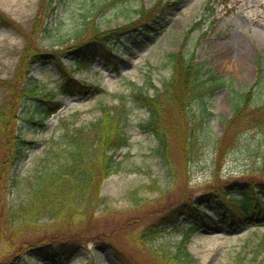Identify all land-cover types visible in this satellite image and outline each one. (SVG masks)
Returning <instances> with one entry per match:
<instances>
[{
  "label": "rangeland",
  "instance_id": "1",
  "mask_svg": "<svg viewBox=\"0 0 264 264\" xmlns=\"http://www.w3.org/2000/svg\"><path fill=\"white\" fill-rule=\"evenodd\" d=\"M39 1L0 0V13L7 19L5 27H0V81L13 76L25 35L30 37L33 47L57 52L69 68L72 60L66 51L74 40H87L95 26L103 30L122 25L135 17L134 10L139 6L150 8L157 0H46L51 5L45 8L49 15L45 32L40 29L44 21L42 11L35 20ZM165 1L169 5L156 20L160 22L157 31H151L155 25L151 24L149 31L113 40L107 59L98 58L88 69L73 74L77 81L98 85L101 93L88 97L57 93L55 100L62 107L44 120L43 127L28 123L24 116L12 123L15 134L32 145L23 151L18 165L9 170L5 187L0 191V224L9 219L7 206L17 210L27 202L29 181L41 170L39 164L48 158L50 148H56L67 125L93 121L102 106L115 105L119 100L126 107L127 144L116 157L120 161L117 172L102 182L100 196L105 198V205L90 220L85 247L65 264H120L110 246L121 250L126 264H165L148 248L172 250L180 239L176 232L160 235L150 246L137 244L131 237L150 225L162 227L161 219L170 216L180 202L194 201L212 185L253 177L264 180V110H259L264 105V0H218L204 11L206 0ZM193 22L199 25L183 39ZM198 27L201 28L197 30ZM79 31L84 32L75 39ZM235 40L241 41L240 47L235 46ZM181 45L184 53L195 59L194 63L204 67V84L210 85L212 80L208 76H213L220 78L223 86L213 94L190 101L185 120L178 110L164 102L161 128L168 138V165H165L156 156L154 136L139 127L148 115L133 100L131 92L141 87L153 96L156 89L161 91L171 71L167 56ZM239 59L241 64L236 67ZM32 76L44 90L56 92L58 74L51 62L33 67ZM257 79L249 106L241 116L231 118L234 104L239 101L236 95L249 90ZM6 96L0 85V106L9 102ZM35 104L40 103L26 105L32 110ZM19 111L15 117H19ZM187 122L196 145V152L188 162L182 160L179 144L183 136L179 127ZM218 139L224 141L222 150L214 143ZM3 159L5 151L0 136V164ZM203 210L217 218L212 202L206 203ZM43 220L39 224L45 223ZM49 225L40 226L37 234L32 229L21 233L17 242L24 248L33 238L53 234L47 232L53 229ZM76 226L74 239L81 240L79 236L86 226L84 223ZM10 235L6 231L5 237L10 239ZM4 247L6 241L0 244V248ZM188 249L198 264H264V224L240 229L214 225L193 236ZM18 256V264H47L23 253ZM7 262L5 258L0 260V264Z\"/></svg>",
  "mask_w": 264,
  "mask_h": 264
},
{
  "label": "trees",
  "instance_id": "2",
  "mask_svg": "<svg viewBox=\"0 0 264 264\" xmlns=\"http://www.w3.org/2000/svg\"><path fill=\"white\" fill-rule=\"evenodd\" d=\"M46 5V0L39 1L35 20L40 11L45 14L43 18L48 19V14L45 13ZM135 12L136 19L119 28L120 31L133 28L139 20L149 14L151 17L154 13L142 6ZM6 21L0 13V26L5 27ZM194 26L195 24L185 33L183 39H187L186 34L190 33ZM40 27L44 32L47 30V25L44 26L43 22ZM81 33L83 31L76 32L75 38L81 37ZM113 34L115 30L99 33L93 31L85 43H73L67 53L76 66L74 71L62 65L56 52L47 53L36 46L33 47L30 37L25 35V45L18 57L13 76L9 80L0 81L9 100L0 106V136L5 151V159L0 164V191L5 187L9 170L18 165L23 151L32 145L22 136L15 134L12 123L24 116L28 123L41 128L44 126V120L61 108L60 103L55 100L57 93L84 97L100 93L102 90L98 86L77 81L72 78V73L88 68L100 57L101 49L105 46L103 41L107 40L105 36H114ZM46 60L51 61L59 74L56 92L44 90L40 81L31 76L32 67ZM194 60L192 55H185L181 45L176 52L167 56L171 73L163 82L161 91L156 89L153 96L146 94L141 87L131 92L133 100L143 107L148 115L139 127L154 136L157 142L156 156L165 165H168V138L161 128L162 115L165 113L164 102L178 110L181 118L185 120L188 117L187 108L190 101L202 97V91L208 90L212 93L218 87L203 86V66L201 63H194ZM236 96L239 101L234 104L232 118L238 117L247 109L251 91ZM34 102L40 104H35L34 108L29 110L26 104ZM18 109L20 115L15 117ZM259 110H264V105L259 107ZM127 121L126 107L119 100L115 105L102 106L99 116L93 121L83 124L73 122L65 127L56 148H50L48 158L42 159L39 164L41 170L29 181L27 202L19 205L17 210L7 206L9 219L0 224V244L6 241V247L0 248V260L5 258L8 262L1 264H18L20 253L49 264H65L80 248L85 247L84 240L89 238L86 233L90 230V220L94 212L105 205V198L100 196L102 182L117 172L120 161L116 157L119 150L127 144L124 132ZM228 123L226 126L230 127ZM179 130H183V136L179 138L182 160L188 162L196 152L190 122L179 127ZM214 143L218 150L223 149L224 141L218 139ZM133 195L136 199L135 192ZM211 202L218 212L216 219L203 212L202 207ZM41 219H44L45 223L39 224ZM180 219L184 221L181 222ZM161 220L162 227L150 225L139 230L131 239L136 240L137 244L145 243L150 246V242L153 243L160 235L176 232L180 239L172 250L150 247V253L165 264H198L188 245L200 230L210 229L217 224H223L228 229H238L253 223L264 224V180L247 178L242 181H227L221 186L212 185L208 192L196 197L194 201L184 199L170 216H164ZM49 223L53 229L47 232L52 231L53 234H42L39 238H33V242L24 248L22 243L17 242L21 233L32 229L37 234L40 226ZM83 223L86 226L85 231L79 236L81 240H76L73 234L75 227ZM6 231L11 233L10 239L5 237ZM110 247L114 258L120 264H126L123 262L121 250Z\"/></svg>",
  "mask_w": 264,
  "mask_h": 264
},
{
  "label": "bare ground",
  "instance_id": "3",
  "mask_svg": "<svg viewBox=\"0 0 264 264\" xmlns=\"http://www.w3.org/2000/svg\"><path fill=\"white\" fill-rule=\"evenodd\" d=\"M234 44H235L236 47H240V46H241V41H239V40H235ZM236 56H237V58H240L239 55H236ZM240 64H241L240 59H239L238 62H235V66H236V67H239Z\"/></svg>",
  "mask_w": 264,
  "mask_h": 264
}]
</instances>
